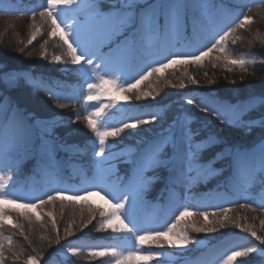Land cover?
<instances>
[{
	"label": "snow or ice",
	"instance_id": "snow-or-ice-1",
	"mask_svg": "<svg viewBox=\"0 0 264 264\" xmlns=\"http://www.w3.org/2000/svg\"><path fill=\"white\" fill-rule=\"evenodd\" d=\"M260 3L264 4V0H260ZM246 6L241 4L230 10L223 5L218 6L214 0H46L40 6L42 11H32V31L27 43L32 45L47 26V35L50 38L58 37L61 47L65 49L63 55H53L51 63L70 64L73 66L71 71L83 82L79 90L69 96H61L47 85L44 91L57 102L68 99L80 103L82 100L85 106L91 107V111L83 117L77 114L75 119H35L7 95L24 74L8 71L0 73V84L3 85L0 87V264H9V260L11 264H42L43 248L38 250L34 246L32 234L36 228L45 227L49 220L54 238L41 236L40 240L47 239L49 246L55 243V251L60 255L78 256L85 252L84 246L75 247L71 243H62V240L73 237L74 229L83 231L89 225L97 232L110 229L112 233L133 241L131 248L123 250L117 247L88 250L87 257H108L111 264H152L153 261L162 264V252L159 250L166 246L186 249L189 245L202 243L189 236V229L196 233H212L231 225L250 233L264 245V236L258 235L255 228L247 223L248 217L241 215L240 211L230 215L233 209L220 205L216 211L210 212L211 196L197 198L185 195L181 198L176 193L180 184L190 188L194 183L206 181L222 171L214 165L217 158H223V153H217L207 161L201 160V153L217 142L214 135L196 143L199 130L182 127L177 135L148 142L143 148L116 151L115 146L109 144V138L122 139V134H135V130L142 129V126L155 123L157 114L140 113L125 117L115 125L102 124L107 109L116 108L121 101L128 107L136 108L138 105L135 102L155 100L160 95V87L172 83L164 80V84H160V81L163 74L174 67H184L187 75L188 66L200 65L205 58H209L213 67L222 62L229 71L232 67H239L246 72L249 61L233 57L229 50L230 45L244 39L238 33L250 31L254 24L252 9L249 8L247 12L242 10ZM190 8L197 10L198 14L189 16ZM37 16L40 18L39 23ZM149 37L163 38L164 45L155 46ZM255 39L248 40L249 46ZM142 53L144 59L140 58ZM213 53H216L214 57ZM40 55L45 59L47 49ZM154 76L159 87H154V82L150 80ZM188 80L192 84L198 83L191 76H188ZM145 82H148L147 90L141 87ZM213 83L209 81V84ZM178 86L186 87L183 81ZM105 97L111 99L105 103ZM256 99H249L245 111H239L238 105H230L227 113L215 106L196 103L192 98H188L186 103L195 104L200 111L215 115L223 123L246 127L248 130L254 125L264 129V115L257 120L244 119L246 112L256 107ZM259 100V107H264V95ZM215 103L224 106V102ZM66 106L58 103L61 109ZM80 119L86 122V128L95 137L94 157L90 162L94 174L85 181L89 186L77 189L72 194H68L69 189L58 186L62 168L55 159L58 146L46 140L41 145V161L36 171L49 177V189L38 195H13L12 189L16 187L23 162L32 154L33 129L49 131L52 127L67 126ZM122 163L128 165L125 175H121L118 168ZM232 166L233 175L227 185L229 191L241 188L247 191L249 186L257 182L264 190V144L258 158L255 154L234 153ZM158 169H167L169 172L165 188L168 196L163 205H150L146 196L153 184L161 179ZM89 196H100L108 207L97 209L90 203L86 209L81 207L79 224H76L75 219L71 220L63 228V236L52 210L45 213L48 220L37 211L48 205L54 206L59 201L63 214L65 201L74 207L79 202L87 201ZM192 201H196V204ZM234 203L245 212L264 210V195L260 198L258 208H253L251 203ZM4 205L31 210L35 218L25 211L19 214L17 222L12 223L10 213L15 209H6ZM149 206L164 209L165 218L160 223H156L151 214L145 211ZM97 213L101 219L94 224ZM186 217L195 219L185 221ZM21 218L26 221L27 228ZM182 224L184 226L180 227ZM8 225L15 230L16 235L22 237L25 246L23 254L14 246L13 236L3 235ZM260 226L264 228V219L260 220ZM257 251L264 253V248L258 249L254 243L239 250L233 248L207 260L205 264H237L238 257H248Z\"/></svg>",
	"mask_w": 264,
	"mask_h": 264
},
{
	"label": "trees",
	"instance_id": "trees-1",
	"mask_svg": "<svg viewBox=\"0 0 264 264\" xmlns=\"http://www.w3.org/2000/svg\"><path fill=\"white\" fill-rule=\"evenodd\" d=\"M32 2H30L23 13L18 15L4 14L3 12H0V73L5 71L22 73L21 71L31 70V73L34 74V76L39 75L43 79H56L58 83L56 88H58L63 79L61 76L62 73L59 72L58 69L66 66L69 67V72L74 73L71 71L73 66H70V64L64 65L51 63V57L53 55H63L65 49L61 47V42L59 40L50 38L47 35V26H45L41 33L38 34L37 40L34 41L32 45L27 43L32 31V11L43 10L40 6H32L34 5ZM214 2L223 5L230 10L241 4L247 5L242 9L244 12H247L249 8L252 9L254 24L251 30L238 33V35L243 36L244 39L237 42L235 45L229 46L230 53L233 57H242L249 61L247 71L245 72L239 67H232L231 71H229L224 67L222 62L216 67H213L212 61L209 58H205L200 65L188 66L187 75H185L184 67H174L173 69H169L163 74L160 84H164V80H166V77L170 74L174 73V76H177L178 78L173 76L170 80L172 82L171 84H165L163 87H160V95L157 96L155 100H142L135 102L138 106L133 108L141 113H143V111L144 113H155L158 116V120L151 125L142 126V129L135 130V134L126 136L125 134H122V139L109 138V144L114 145L116 151H120L124 148H141L144 146L145 142L151 139H155L165 134H169L170 137L177 135L181 129L179 123L183 116H193L196 119V122L188 126V128L199 130L200 134L196 137L195 142L200 143L201 141H205L210 135H214L217 140L216 143L201 153V160L207 161L216 156L217 153H223V158H217L214 165L216 168L222 169V171L206 181L194 183V192L209 189L212 186V183L208 181L212 179H219L216 185H223L226 182H229V178L233 175L234 171L232 166L233 154L235 152L250 150L260 142L264 141V129L259 126L254 125L251 130H248L246 127L232 126L223 123L222 120L218 119L215 115L200 111L195 104L188 105L184 102L186 95L192 90L201 91L205 96L210 98L230 102L247 100L253 97L259 99V97L264 95V4L260 2L244 3L240 0H214ZM43 4L45 3H42V5ZM190 9L189 16L194 13L198 14L197 10L193 8ZM37 22H40L38 16ZM188 32L189 34L191 33L190 25ZM254 37L256 38L255 42L249 46L248 40H252ZM45 41H47V43H45ZM45 48L47 49V56L45 59H42L40 54ZM21 49H23V51H21ZM212 55L214 57L216 53H213ZM188 76L196 79L198 83L192 84L188 80ZM241 77H243V79H241ZM150 80L155 83L156 77H150ZM20 81H17V85L11 89L13 91H11V93L8 92L7 95L12 98L14 103L19 105L21 109L25 110L35 119L49 120L54 118L57 121L62 120L65 117H72L75 119L77 115L74 114L75 110L80 111L79 105L76 106L69 104L73 102L72 100L61 99L59 102L56 101L55 103L48 94L34 85L33 82L25 80L23 77H21ZM181 81L185 83V88H180L178 86ZM209 81H214L215 83L209 84ZM232 81H236V83H232ZM154 83V87H159V85L156 83V85H154ZM172 84L177 86L173 87ZM0 87H2V84H0ZM141 87L147 90L148 82H145ZM22 89L27 93L25 94V98H23L22 94L20 97L16 93V91L19 92ZM55 91H58V89ZM20 93L22 92L20 91ZM26 95H28L30 99ZM27 100L29 102L26 104ZM195 102L199 103L197 101ZM43 103L47 105L52 104V106L57 107L58 110L49 114L47 112L38 113V110L34 109V105H40ZM58 103H64L67 106L61 109L58 107ZM259 104L254 107L253 110L246 112L244 115L245 120H257L261 115H264V107H259ZM35 119L31 122L34 123ZM34 135L38 138V143L46 140H53L56 142L59 146L58 155L64 160L62 162L63 167L68 166L71 162L81 164L82 160L86 157V152L82 149H84L87 144L81 143L77 139L83 137L86 138L87 141H92L94 139V134L86 128V122L81 119L76 120V122L67 126L58 125L52 127L49 131L35 128ZM71 141H74L73 145L67 149L65 145ZM168 151L169 153L171 152V145L168 146ZM35 154L36 156L31 154L24 160L22 172L18 177L20 180H25L26 183L32 182L31 176L27 175L33 164L36 162L35 157L41 159V157H37V152ZM122 165L123 163L118 165L119 171L122 170ZM157 172L161 179L154 183L152 188L154 185L160 187L164 181L168 180L169 172L167 169H158ZM149 175H152V173H149ZM256 185L258 184H255L254 186ZM254 186H252L251 190H247V192L252 193ZM259 189H261L260 185ZM247 196V194H244L243 198H240L238 203H249V201L246 200ZM89 203L97 209H106L108 207V205L102 200L94 202L88 198L87 201L79 202L74 207L71 206L69 202L65 201L63 214L60 212L61 205L59 201H57L54 206L48 205L42 210L37 211H40L44 219L48 220L49 218L46 217L45 213L52 210L56 216L61 236H63V228L71 220L75 219L76 224H79L81 219L79 210L81 207L86 209ZM4 207L9 210L15 209V211H11L10 213L11 217H14L15 219H17L16 217H18L20 213L25 211H27L29 215H32L33 219L35 218V213L31 210L23 208L17 209L16 206L13 205H4ZM229 207L233 209V212L230 213V215H234L236 212L240 211L241 215H246L248 217L247 223L255 228L258 235L264 236V228H261L260 226V220L264 219V210H258L255 212L247 210L245 212L239 210L236 207V203ZM252 207L258 208L257 205H252ZM209 218L212 219L211 216ZM100 219L101 218L97 213V220L93 221V223L97 224ZM192 219H195V217H186L185 221H191ZM183 226L184 225L182 224L180 227ZM50 228L51 224L49 220V223L46 224L45 227L36 228L32 234L34 246L38 250L41 247L43 248L42 264H45V262L46 264H56V262L61 264H111L108 257H87V252L89 250L87 247H85V252L78 256L57 254L55 251V243H53L52 246H49L47 243V239H53L55 235L50 231ZM74 230L75 235L73 237H68L66 240H62V243H71L73 246L79 247L81 240L86 237L92 238V242L124 238L121 234L112 233L110 229L97 232L91 225L83 231L78 229ZM188 234L192 239L202 241V244L205 245L206 249L213 248L220 242L232 239L234 240L233 244H235L237 250L243 246H250L253 243L258 249L264 248V245H261L259 241L255 240L250 233L243 232L231 225L212 233H196L189 229ZM3 235L13 236L14 246L17 249L21 248L17 241L19 238H16L15 234L10 229V226L3 230ZM41 236L46 237L47 239L41 241ZM5 244L7 245V241H5ZM147 247L148 246H145V248ZM24 251L25 248L20 252L23 254ZM28 251H30V249H28ZM159 251L162 252V256L160 257L162 264H190L195 259L204 256L205 253V250L200 249L198 244L189 245L186 249L166 246ZM9 264H11V260H9ZM152 264H155V262L153 261ZM237 264H264V253L257 251L250 254L248 257H238Z\"/></svg>",
	"mask_w": 264,
	"mask_h": 264
},
{
	"label": "rangeland",
	"instance_id": "rangeland-1",
	"mask_svg": "<svg viewBox=\"0 0 264 264\" xmlns=\"http://www.w3.org/2000/svg\"><path fill=\"white\" fill-rule=\"evenodd\" d=\"M35 1H37V0H35ZM24 28H25V26H24ZM25 29H26V28H25ZM55 39L59 40L58 37H56ZM148 39H149L150 41H152V43H154L155 40H156V39H153V38H151V37H149ZM59 41H60V40H59ZM60 42H61V41H60ZM143 56H144V55H143ZM70 66H71V65H70ZM65 69H68V70H69V67L63 66V67H61L60 71H66ZM173 76H174V73L168 75V76L166 77V80H171V79L173 78ZM174 77L178 78L177 76H174ZM82 83H83V82L81 81L80 84H79V86H78L77 91L79 90V88H80V86H81ZM154 85H156V84L154 83ZM20 91H21L22 93H20ZM20 91H19V92L16 91L17 95H19V96L21 97V94H22V95H23V98H25V94H27L26 91H24L23 89L20 90ZM14 94H15V93H14ZM26 96L28 97V95H26ZM195 97L200 98V95H197L196 93H194V94H192L191 96H189L188 98H192V99H194ZM28 98H29V97H28ZM29 99H30V98H29ZM110 99H111V97H105L104 100H103V102L107 103ZM23 101H24V100H23ZM28 102H29V101L27 100L26 104H27ZM206 102H207L209 105H215V104H217V103H215L216 101L213 100V99H211V98H206ZM248 102H249V101L238 102V103H235V104H226V106H227V108H229L228 106H230V105H238V108H239V109L243 107V108L240 109V110H245V109L247 108ZM254 103L256 104V103H257V100H255ZM34 104H35V103H34ZM40 106H41V107H40ZM126 106H127V105H125L124 102L121 101L120 104H118L116 108H109V109H107L106 114H105L104 117H103L102 124L105 126V125L109 124L110 121L113 122L118 116L120 117V115L124 112V108H126ZM34 109L38 110V113L47 112L48 114H49V113H53L54 111H57V110H58V108L55 107V106H52V104L47 105V104H45V103L40 104V105H39V104L34 105ZM240 110H239V111H240ZM89 111H91V107L89 108ZM130 116H131V113H128V114H126V115L123 117V119H124L125 117H130ZM120 118H121V117H120ZM80 139H81V138H80ZM77 140H78V139H77ZM262 144H264V143H262ZM262 144L259 145V146H257L254 150H252L251 153H250L249 155H253V154H255V155L257 156V158H258L259 151H260V148H261ZM90 198H91L93 201H95V202H96L97 200L101 199L100 196H90ZM16 218H18V217H16ZM21 219H22V218H21ZM11 221H12V223H15V222H17V219H15L14 217H11ZM21 221L24 222V223H26V221H23V220H21ZM7 223H8V222H6V224H7ZM9 226H10V225H9ZM25 226H26V228L28 227L27 224H25ZM10 229H11V227H10ZM11 230H12V232L15 234V230H14V229H11ZM15 236H16V238H19V240H17V241L19 242L18 245L21 247V248H19V250L21 251L22 249L25 248V246H24V242H23V240H22V237H20V236H18V235H16V234H15ZM232 249H233V247H232V248H231V247H226V249H222V250L218 251L217 253L215 252L214 254H216L215 256L218 257V256H221V255H223V254L229 252V251L232 250Z\"/></svg>",
	"mask_w": 264,
	"mask_h": 264
}]
</instances>
